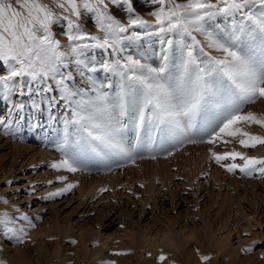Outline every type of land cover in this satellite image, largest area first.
Masks as SVG:
<instances>
[{"label": "snow or ice", "instance_id": "obj_1", "mask_svg": "<svg viewBox=\"0 0 264 264\" xmlns=\"http://www.w3.org/2000/svg\"><path fill=\"white\" fill-rule=\"evenodd\" d=\"M150 3L156 6L149 12L152 20L137 12L138 0H53L60 12L45 0H0V103L6 102L0 132L16 136L26 105L13 97L35 90L42 94L41 102L32 105L36 111H43L46 101L49 109L62 106L70 112L63 122L62 158L51 164L53 169L77 172L81 154L128 156L123 138L125 118L138 135L146 132L149 139L155 135L187 139L195 128L206 137L200 143L228 144L235 139L244 148L264 144V136L244 127L264 128V114L243 110V105L264 99V0ZM86 16L97 32L85 30L82 22ZM221 18L231 22L226 25L228 31L216 26ZM61 20L66 27L60 33L67 44L54 35V26ZM153 25L160 34H169L159 67L124 55V43L141 38L137 26ZM65 47L67 51L62 50ZM93 49L120 58L93 63L88 57ZM73 72L84 81L83 85L73 86ZM101 72L114 74L122 82L111 96L101 89H111L112 85L97 84L94 79ZM91 91L96 94L86 97L85 93ZM209 112L213 122L197 128L198 117L204 118ZM33 126L39 127V121ZM209 151L217 164L233 161L222 165L229 172L239 169L248 176L254 172L264 176V157L236 150ZM237 158L242 163H236ZM56 179L65 181L67 177L60 175ZM75 186L67 183L44 199L61 196ZM3 202L8 203L6 199ZM17 219L28 223L17 226ZM33 227L26 214L18 218L7 212L0 214L3 235L18 244L25 242L27 229ZM159 259L164 261L166 257L161 254ZM0 264L7 262L0 259Z\"/></svg>", "mask_w": 264, "mask_h": 264}, {"label": "rangeland", "instance_id": "obj_2", "mask_svg": "<svg viewBox=\"0 0 264 264\" xmlns=\"http://www.w3.org/2000/svg\"><path fill=\"white\" fill-rule=\"evenodd\" d=\"M45 2L54 8L53 0ZM136 7L145 19H153L149 12L156 6L150 0H138ZM54 11L58 12L55 8ZM82 23L85 30L97 32L87 16ZM64 27L63 20L54 26V35L61 40L65 39L60 33ZM164 36L169 38V34ZM108 81L111 89L102 87V90L109 95L122 87L114 74H108ZM13 99L25 103L22 113L25 118L19 122L15 137L0 132V197L8 201L5 204L0 199V205L9 207L13 213L26 214L41 230H52L54 241L71 251L73 241L82 236L85 262L90 261L93 246L126 255L133 264L143 262L146 253L153 255V259L162 253L165 264L174 260L180 264H223V255H230L233 264L264 261V176L258 172L248 176L239 169L229 172L222 165L233 161L217 164L209 151L236 150L248 156L264 157V144L244 148L235 139L228 144L200 143L206 137L195 128L187 139H178V145L168 143L169 137L155 135L146 138L147 159L152 157L155 161L150 164L149 174L147 171L145 174L141 165L147 154L144 147L137 148V130L125 118L123 133H130L127 148L132 159L125 156L127 159L122 164V160L104 161L106 157L100 155L81 154L76 163L79 170L72 173L51 167L62 158V120L68 119L70 112L62 106L49 109L46 101L43 111H36L32 105L42 100V94L37 91ZM243 110L259 115L264 111V99L243 105ZM3 115L2 102L0 116ZM206 115L210 118V113ZM208 120L213 122L198 117L197 128ZM35 121H39V127L33 126ZM128 125L134 130H129ZM31 127L34 133L29 131ZM244 127L264 136V129ZM189 139L197 142L190 143ZM97 158L101 160L96 161ZM235 162L242 163L239 158ZM60 175L67 180H57ZM67 183L76 186L61 196L44 199ZM202 256L209 259L202 260Z\"/></svg>", "mask_w": 264, "mask_h": 264}, {"label": "bare ground", "instance_id": "obj_3", "mask_svg": "<svg viewBox=\"0 0 264 264\" xmlns=\"http://www.w3.org/2000/svg\"><path fill=\"white\" fill-rule=\"evenodd\" d=\"M54 8H55V6H54ZM55 9L58 12L62 11L58 8H55ZM230 23H231L230 21H223V18H221V21L216 22V26L223 29L224 31H228L229 27H227L226 25H230ZM136 30L141 32V38L138 41L125 42L124 47H126L127 51L124 53V55L130 54L137 59H141L142 63H147L153 67H159L163 62L162 53H163L164 49L167 47V45L165 43V41H166L165 36L160 34L159 32H157L155 30L154 25L153 26H147V27L146 26H137ZM198 38L203 39L202 37H198ZM62 42L64 44H67L66 39H62ZM62 50L67 51V48L65 47ZM210 51L212 52L213 55H219V53H217L215 50H210ZM108 53L109 52H106V51L93 49L90 53H88V57L93 63H99V62H102L104 60H108L110 58H112V59H119L120 58L119 56H117L114 53H110V57H109ZM169 55H171V53H169ZM70 59H72V58H70ZM169 63L171 66L172 62L170 61ZM73 74L76 75V80L73 82V86L79 87L80 85H83L84 81L79 77V75L75 72H73ZM108 74H110V73L101 72L98 77L94 75V79L97 80V84L106 85L109 83ZM105 76H107V79H105ZM33 87L35 88V86H33ZM34 91L35 90H33L32 92H34ZM32 92H26L25 94H29ZM85 94L87 97L89 95L94 96L96 93H95V91H91V92H86ZM109 96H111V94ZM0 101H2V96H0ZM3 103H6V102H3ZM49 111L50 110L47 111V114H50ZM206 114H208V113H206ZM206 114H205V119H213V116L211 113H210V118ZM260 114H264V111H260L259 115ZM48 117L49 118L51 117L50 119H52V115H50V116L48 115ZM63 121L64 120H62V122ZM211 122L212 121L208 120V123H211ZM127 128L130 130V129H132V126L130 127L128 125ZM253 129L260 130V129H264V128H262L258 125H253ZM132 130H134V129H132ZM29 131L31 133H34L35 130L32 129V127H31L29 129ZM38 134L39 133L36 132V135H38ZM31 135H33V134H31ZM129 136H130V133H129V135L127 133H123L124 145H125V148L127 149L128 155H129V149L127 147L130 146L128 144ZM62 137L63 136L61 135L60 139H62ZM148 137L149 136L146 132H141V134L138 135V143L136 144L137 148H140V146L144 147V153L145 154H147V150H145V148L146 149L148 148V147H146V145L148 144V143H146V142H148V140L146 141V138H148ZM156 138H157V136H156ZM159 138H160V136H159ZM166 139H167V137H166ZM178 139H180V138L169 137L167 142L168 143H175V145H178L179 144ZM54 140L55 139L53 138V141ZM159 141L160 140H158V142ZM164 141H165V139H164ZM59 142L61 143L60 140H59ZM131 149L133 150V147ZM129 156L132 159V155H129ZM147 157H148V154L145 156V158L142 162L143 165H141V168L144 166L142 169L145 170V174L148 172V170L150 168V164L155 161V160H151L152 157L150 158V160H148ZM119 158H120V156L114 155L111 157H107L106 159H104V161L117 159L119 161L122 160L120 163L123 164L127 159V157H124V159H119ZM100 160L101 159H98V158L96 159V161H100ZM148 174H149V172H148ZM155 174H156V171H155ZM5 212H7L8 215L13 217V218H18L21 216L19 213H13L12 209H10L9 207L0 205V214H3ZM27 223L28 222L17 219V226L26 225ZM27 232H28V237L25 239V242L23 244H18L15 242V240L13 238L4 236L3 230H2V228H0V259L5 260L7 262V264H106V262L109 260L115 261V264H133L130 260L128 262V257L126 255H117L116 253H110V252H108V250H106L102 246H93L90 249V253H89L90 254V256H89L90 261L85 262V259L83 256L85 242H84L82 236L80 237V239L74 241V245H73L74 249L71 251L69 249V247H63L62 244H60V242L58 240L54 241V238L52 237V235H53L52 230L44 231L38 227H33V228H28ZM220 249H222V247ZM152 254H155V253L153 252ZM152 256L153 255H151L150 253L144 254L143 255L144 261L141 262L140 264H165L159 258L153 259ZM188 258H190V257H188ZM242 262H244V261H242ZM222 263L223 264H233L232 263V257L230 255H223ZM171 264H180V263L178 261L175 262V260H174L173 262H171ZM189 264H197V263L193 262V263H189ZM261 264H264V261Z\"/></svg>", "mask_w": 264, "mask_h": 264}]
</instances>
